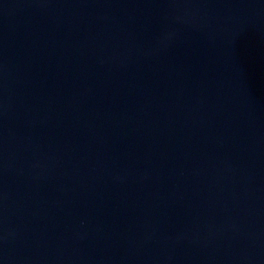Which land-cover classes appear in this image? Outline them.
<instances>
[{"label":"water","instance_id":"1","mask_svg":"<svg viewBox=\"0 0 264 264\" xmlns=\"http://www.w3.org/2000/svg\"><path fill=\"white\" fill-rule=\"evenodd\" d=\"M0 264H264V0H0Z\"/></svg>","mask_w":264,"mask_h":264}]
</instances>
